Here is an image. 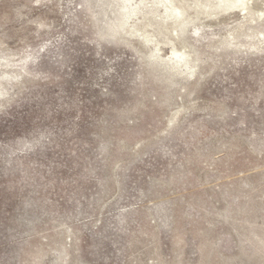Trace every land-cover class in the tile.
<instances>
[{
    "label": "rangeland",
    "instance_id": "1",
    "mask_svg": "<svg viewBox=\"0 0 264 264\" xmlns=\"http://www.w3.org/2000/svg\"><path fill=\"white\" fill-rule=\"evenodd\" d=\"M178 1L0 0V264H264V0Z\"/></svg>",
    "mask_w": 264,
    "mask_h": 264
},
{
    "label": "bare ground",
    "instance_id": "2",
    "mask_svg": "<svg viewBox=\"0 0 264 264\" xmlns=\"http://www.w3.org/2000/svg\"><path fill=\"white\" fill-rule=\"evenodd\" d=\"M128 1L129 0H124V2H128ZM152 1L154 5L156 6L159 5V6L164 7L163 19L171 18L176 21L175 23H177L178 28L182 29L184 27V22L182 20V16L184 12L180 8L173 6L172 0H152ZM201 1H202L201 2L202 4H201V7L200 6L199 7L202 10H204V13L207 11L209 12V11H214V10L215 11L220 10V11L226 12L227 10H230V9L243 11L244 7L246 6V2H247V0H201ZM167 4H169L170 6H167ZM135 14H136L135 10H132L130 12V10L127 7H124L123 12L121 14L122 19L118 22V25L122 28V26L125 25L126 20L129 19L130 16H133ZM145 40H147V38ZM171 53H172L171 56H173L176 59V62H175L177 63L176 65H178V63H180L181 60L184 59V56L182 54L179 55L173 51Z\"/></svg>",
    "mask_w": 264,
    "mask_h": 264
}]
</instances>
